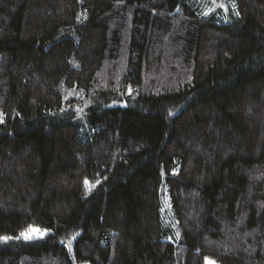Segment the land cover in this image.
<instances>
[{"label": "trees", "instance_id": "obj_1", "mask_svg": "<svg viewBox=\"0 0 264 264\" xmlns=\"http://www.w3.org/2000/svg\"><path fill=\"white\" fill-rule=\"evenodd\" d=\"M234 3L0 0V235L49 230L0 264H264V0Z\"/></svg>", "mask_w": 264, "mask_h": 264}, {"label": "snow or ice", "instance_id": "obj_2", "mask_svg": "<svg viewBox=\"0 0 264 264\" xmlns=\"http://www.w3.org/2000/svg\"><path fill=\"white\" fill-rule=\"evenodd\" d=\"M218 7L220 8H225V5L224 4H219L217 5ZM232 7L235 8L236 5L234 3V0H232ZM212 9H209L207 12H204L202 13L203 15H208L209 12H211ZM235 15H239L238 12H235L234 13ZM228 17L225 16V19H227ZM171 115V113H169ZM3 114H0V123L3 122ZM85 183V186H86V194L87 192H91L92 189L96 186L95 184H92V185H89V182L87 180L84 181ZM96 183L98 184L99 181H96ZM264 206V205H262ZM48 229H40L36 226H33V225H29L25 230L21 231L20 234L18 236H8V235H0V242H8L12 239H23L25 241H33V240H40V239H44L48 233ZM67 247L69 249V252H71V241H68V244H67ZM205 261H206V264H215V261L211 260L210 258L206 257L205 258Z\"/></svg>", "mask_w": 264, "mask_h": 264}, {"label": "rangeland", "instance_id": "obj_3", "mask_svg": "<svg viewBox=\"0 0 264 264\" xmlns=\"http://www.w3.org/2000/svg\"><path fill=\"white\" fill-rule=\"evenodd\" d=\"M215 264H217V263H215Z\"/></svg>", "mask_w": 264, "mask_h": 264}]
</instances>
